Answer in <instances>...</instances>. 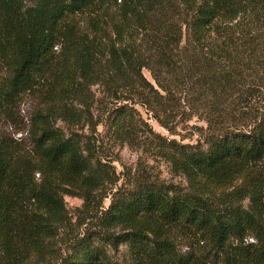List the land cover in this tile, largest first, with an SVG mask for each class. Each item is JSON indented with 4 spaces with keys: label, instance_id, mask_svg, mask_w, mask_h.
I'll return each instance as SVG.
<instances>
[{
    "label": "trees",
    "instance_id": "1",
    "mask_svg": "<svg viewBox=\"0 0 264 264\" xmlns=\"http://www.w3.org/2000/svg\"><path fill=\"white\" fill-rule=\"evenodd\" d=\"M253 85L264 87V0H0V119L27 134L0 133V264H122L110 253L121 246L127 264H264V118L232 120ZM135 106L159 121L186 106L210 132L164 139ZM101 125L154 145L188 186H120L78 131ZM67 196L83 202L82 235Z\"/></svg>",
    "mask_w": 264,
    "mask_h": 264
},
{
    "label": "rangeland",
    "instance_id": "2",
    "mask_svg": "<svg viewBox=\"0 0 264 264\" xmlns=\"http://www.w3.org/2000/svg\"><path fill=\"white\" fill-rule=\"evenodd\" d=\"M83 15H89L87 13ZM144 75L147 79L154 83L151 74L148 71H144ZM251 90L243 95L248 101L246 108L241 107L237 110V113L232 114V120L238 122V124H248L256 119L264 118V87L250 86L247 90ZM94 95L97 102L96 116L106 120L104 114L105 99L102 93V89L99 87L94 88ZM36 100H25L22 104L21 117L27 118L31 111L36 107ZM131 106V105H130ZM135 111L139 114L142 121L145 123V129L151 130L164 139H173L181 144L195 145L202 141L206 135L209 134L208 123L202 116H197L194 112L190 111L186 106H183L182 114L173 118L163 115L162 120H157L156 116L142 107L135 106ZM169 124L170 130L163 127L162 123ZM62 126L61 123H59ZM83 135H88L91 139H95L96 148L99 156L112 167L118 177L121 179V185H129L131 181L136 179L149 178L151 180H159L166 184L175 185L181 188L188 186L187 180L183 176H176L172 173L170 165L163 159H160L154 154V145L149 146L148 143H143V138L134 145L122 144L118 142L114 137V129H108L104 126L96 128L94 133L89 128L78 130ZM5 132L7 136L15 140H24L27 137L25 132H17V129L0 119V133ZM92 132V133H91ZM142 137V136H141ZM151 137V136H150ZM153 138H151L152 140ZM66 205L74 218L73 224L75 225V233L82 235L86 229L90 226L79 227V213L78 209L82 206V200L75 197H65ZM248 203L246 202V205ZM110 205V200L105 201V207ZM77 224V225H76ZM66 240V235L64 236ZM183 252L188 248L185 245L180 246ZM115 260H118L122 264L129 263V254L126 246H121L118 251L110 252Z\"/></svg>",
    "mask_w": 264,
    "mask_h": 264
}]
</instances>
